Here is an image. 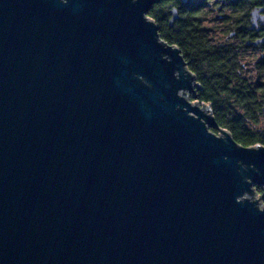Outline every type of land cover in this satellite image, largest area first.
Segmentation results:
<instances>
[{
  "label": "water",
  "instance_id": "1",
  "mask_svg": "<svg viewBox=\"0 0 264 264\" xmlns=\"http://www.w3.org/2000/svg\"><path fill=\"white\" fill-rule=\"evenodd\" d=\"M161 1L0 0V264H264V146L190 100Z\"/></svg>",
  "mask_w": 264,
  "mask_h": 264
},
{
  "label": "trees",
  "instance_id": "2",
  "mask_svg": "<svg viewBox=\"0 0 264 264\" xmlns=\"http://www.w3.org/2000/svg\"><path fill=\"white\" fill-rule=\"evenodd\" d=\"M205 6L207 0L190 1L170 29L165 22L169 9L155 7L148 17L159 27L160 38L179 48L195 77L197 86L190 100L206 106L218 127L227 130L239 145L264 146V126L260 124L264 120V44L259 46L263 51L258 60L249 62L251 53L244 40L242 45L214 42L210 28L204 24ZM212 132L218 134L217 129ZM256 193L263 195V188L256 187Z\"/></svg>",
  "mask_w": 264,
  "mask_h": 264
},
{
  "label": "flooded vegetation",
  "instance_id": "3",
  "mask_svg": "<svg viewBox=\"0 0 264 264\" xmlns=\"http://www.w3.org/2000/svg\"><path fill=\"white\" fill-rule=\"evenodd\" d=\"M190 1L192 0H162L153 5L151 9L155 7L169 9V16L165 22L170 29L177 21L176 19L170 25L169 21L172 16L170 10H176L179 16L181 10L189 8ZM263 8V0H207V6L204 9L209 13L213 41L219 44L238 43L242 45L244 40L248 52L256 51L260 45L264 44V21L258 20L253 24L251 13L254 10H261L260 15L264 16ZM261 39L263 41L255 45L254 42Z\"/></svg>",
  "mask_w": 264,
  "mask_h": 264
},
{
  "label": "rangeland",
  "instance_id": "4",
  "mask_svg": "<svg viewBox=\"0 0 264 264\" xmlns=\"http://www.w3.org/2000/svg\"><path fill=\"white\" fill-rule=\"evenodd\" d=\"M205 11H206V9H205ZM206 15H207L206 16L207 17V20H206V22H204V24H205L206 27L210 28L211 27V22L209 20V13L207 11H206ZM218 35H222V34L221 33H218ZM223 36H224V34H223ZM262 51L263 50L261 48H258L256 51L249 52V53H251V55L249 57V62H255L256 60H258V58L260 57ZM260 124L262 126H264V120H261Z\"/></svg>",
  "mask_w": 264,
  "mask_h": 264
}]
</instances>
